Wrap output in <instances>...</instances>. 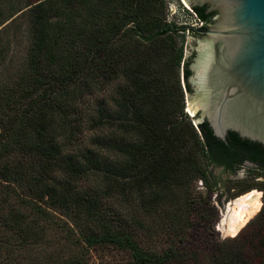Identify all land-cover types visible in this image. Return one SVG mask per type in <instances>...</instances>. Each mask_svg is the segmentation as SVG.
<instances>
[{"label": "trees", "instance_id": "16d2710c", "mask_svg": "<svg viewBox=\"0 0 264 264\" xmlns=\"http://www.w3.org/2000/svg\"><path fill=\"white\" fill-rule=\"evenodd\" d=\"M19 20L28 48L7 68ZM187 29L167 0H0V194L15 197L0 198V264L57 215L84 252L130 264H264V206L234 238L192 222L196 183L217 185L209 169L264 171V147L188 116Z\"/></svg>", "mask_w": 264, "mask_h": 264}, {"label": "water", "instance_id": "95a60500", "mask_svg": "<svg viewBox=\"0 0 264 264\" xmlns=\"http://www.w3.org/2000/svg\"><path fill=\"white\" fill-rule=\"evenodd\" d=\"M182 2L215 14L208 30L188 41L187 113L223 142L236 133L264 147V0Z\"/></svg>", "mask_w": 264, "mask_h": 264}, {"label": "rangeland", "instance_id": "374dc122", "mask_svg": "<svg viewBox=\"0 0 264 264\" xmlns=\"http://www.w3.org/2000/svg\"><path fill=\"white\" fill-rule=\"evenodd\" d=\"M169 18L178 25L187 24L188 26L196 25L193 14L187 9L188 6L182 0H167ZM21 13L18 14V16ZM16 17V16H15ZM17 27L10 32V40H12V50L7 60V68L18 67L24 60L28 48V37L26 36V23L24 20L16 22ZM194 29L190 33H186L187 43L186 52L191 50L188 48V41L197 38ZM190 47V45H189ZM191 57V55H190ZM7 70H0V75ZM187 112V108H186ZM188 116L195 120V118ZM210 176L217 185L209 188L202 181L196 183L195 190L201 193L204 202H196L193 204L192 222L200 229L203 238L224 240L234 238L225 235L221 230V225L229 213L236 207L238 201L253 193L259 192L261 195L262 208L251 218L248 223L240 230L247 233L248 224L253 221L264 206V171L257 169L251 165H242L236 169L235 173L225 172L222 168H210ZM2 200L7 199L11 203L14 202V194L10 190H6L0 194ZM26 212V209H24ZM229 214V215H228ZM29 219L37 215L28 214ZM57 215V214H56ZM69 224L61 216L51 217L50 220H39L34 227V233L38 238L34 239L35 243L30 244L27 248L15 247L9 264H130L132 258L128 253H124L115 248H103L95 251H83L81 243L77 246L75 238L69 230ZM204 228H210L212 233L206 234ZM239 232V234H240ZM208 233V232H207ZM236 237V236H235ZM1 261L3 256L1 255ZM12 262V263H11Z\"/></svg>", "mask_w": 264, "mask_h": 264}, {"label": "bare ground", "instance_id": "6f19581e", "mask_svg": "<svg viewBox=\"0 0 264 264\" xmlns=\"http://www.w3.org/2000/svg\"><path fill=\"white\" fill-rule=\"evenodd\" d=\"M188 111L194 116V112L189 108ZM259 192H253L241 198L236 207L229 213L221 225V230L225 235L235 237L240 230L253 218L262 208Z\"/></svg>", "mask_w": 264, "mask_h": 264}, {"label": "built area", "instance_id": "2783aa9c", "mask_svg": "<svg viewBox=\"0 0 264 264\" xmlns=\"http://www.w3.org/2000/svg\"><path fill=\"white\" fill-rule=\"evenodd\" d=\"M187 9L193 14L195 21L197 23L196 25H192V26H188L187 24H183V26L188 27L187 33H190L194 29L202 30L206 26L205 22L199 18V16L197 15V13L193 9H191L189 7Z\"/></svg>", "mask_w": 264, "mask_h": 264}, {"label": "flooded vegetation", "instance_id": "af4514ba", "mask_svg": "<svg viewBox=\"0 0 264 264\" xmlns=\"http://www.w3.org/2000/svg\"><path fill=\"white\" fill-rule=\"evenodd\" d=\"M206 14H208V15L213 14V16L215 15L214 13H207V8H206ZM212 19H213V17H212ZM211 23H212V22H211ZM211 23H210V24H211ZM210 24H207L205 29L203 28L202 30H198V31L196 32V35L199 36V32H200V31H206V30H208V26H209ZM243 165H251V166H253V167H256L257 169L260 168L258 165H254V164H252V163H250V162H247V161L244 162ZM222 169H223V168H222Z\"/></svg>", "mask_w": 264, "mask_h": 264}]
</instances>
